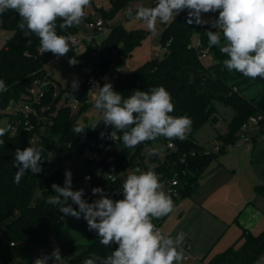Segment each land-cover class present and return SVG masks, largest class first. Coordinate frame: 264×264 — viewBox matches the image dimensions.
<instances>
[{"label":"trees","instance_id":"trees-1","mask_svg":"<svg viewBox=\"0 0 264 264\" xmlns=\"http://www.w3.org/2000/svg\"><path fill=\"white\" fill-rule=\"evenodd\" d=\"M128 1L130 0H111L112 8L103 9L101 14L105 18L106 25H108L107 20ZM153 2L152 6H155L157 0ZM211 14L213 19L218 16V12ZM186 16L187 10H184L175 17L174 22L164 24L160 39L161 45L166 48L163 56H153L126 75L117 77L112 87L114 91L125 97L137 89L147 91L157 86L165 87L175 105L170 115L191 118V131L187 139L180 141L159 137L155 141H146L135 149H128L120 140L113 141L109 138L108 134L113 129L111 126H105L102 118L95 124L79 122L81 115L93 107V102H87L85 98L87 91L85 79L81 91L64 89L62 92V95L72 92L74 96L86 101L77 112H73L67 102L58 107L62 95L54 99L50 98L53 95L51 87L52 94L48 97L47 103L52 104L51 110L55 112L52 116L54 123L48 127L41 139L40 147L46 150L43 157L46 153H54L61 158H79L85 154H92L93 160L87 162L86 167L94 175V186L103 188L109 196L115 194L116 197L122 198L120 192L129 170L144 166L146 157H149L153 165L150 168L148 166V170L168 173L170 164L178 161L179 155L186 152L189 157L180 165L185 168L187 174L182 178L180 197L172 199L174 207L179 200L196 192L199 179L211 162L227 152L228 143L233 145L236 143L241 126L251 115L264 111V79L257 77L252 80L238 72H228L222 63L226 56L219 51V46H208L207 31H216V29L211 28L210 24L188 25ZM86 18L87 15L82 24L91 19ZM0 21L2 28L13 31V35L0 47V80H3L7 86V91L0 92V107H3L23 98L34 80L45 71L46 64L55 56L51 52L43 55L40 53L39 39L35 34L25 37L24 32L18 28L19 14L14 10L0 14ZM60 23L62 21L58 20L57 33L61 35L75 33L82 25L62 30L59 28ZM148 33V30L142 28L128 30L123 24L113 26L103 41L88 45L87 56L91 55L94 49L99 50V60L98 62L93 60L92 71L97 66L95 64H99L102 71H107L111 66L119 63L118 57H121V63H124L125 58L131 55ZM196 37L201 38L203 46L212 54L214 60L211 64H205L199 58L194 46ZM92 71H87V76ZM256 83L262 85V90L255 96H247L243 93L244 88ZM70 98L71 95H66L67 101ZM215 101H222L225 105L232 106L235 114L230 123L229 134L225 136L227 142L218 152L206 153L204 144L196 141L195 134L206 122L219 120ZM75 125L86 128L83 133L77 135L72 131ZM259 131L260 140L264 136V126ZM32 135V132L22 127L17 133L8 131L0 137V140H3V144H0V224L6 222L3 233L0 234V264H13L18 258L24 261L28 256H35L38 249L43 244H47L51 237L58 239L57 235L64 224V218L61 219L63 214L59 212L58 207L46 202L54 190L51 187L53 183L61 184L63 187L61 170L54 169L51 163L41 160L40 164L43 168L41 173L34 175L29 170L19 184L13 182L15 172L18 170L13 166L16 149L23 150L27 146H33ZM170 142H173L176 148L165 158L159 153L149 155L151 148ZM194 150L197 153L191 155ZM112 151L114 154L111 161L103 163ZM252 158L256 163H264V147L261 150L253 148ZM110 172L114 173L113 179L107 177ZM78 178L79 175L72 177L74 181ZM256 190L264 196V183L257 185ZM82 198L93 201L97 197H93L91 192L84 194ZM71 206L74 208L75 204ZM166 217L156 221H162ZM91 232L94 231H88L87 234ZM115 247L116 245L111 248L105 247L100 244L99 239H96L86 244H69L60 253L73 254L66 264H83L84 259L90 254L106 256ZM263 251L264 229L257 234L243 229L238 241L226 251L213 256L207 264H253ZM206 256H203V259ZM33 261L30 260L28 264H33Z\"/></svg>","mask_w":264,"mask_h":264},{"label":"clouds","instance_id":"clouds-1","mask_svg":"<svg viewBox=\"0 0 264 264\" xmlns=\"http://www.w3.org/2000/svg\"><path fill=\"white\" fill-rule=\"evenodd\" d=\"M91 0H0V14L14 10L19 14L18 28L25 37L35 34L39 39V51L43 55L51 52L54 56H65L70 51L71 37L57 33L59 28L69 29L82 24L86 17L85 9ZM187 10L188 25H207L216 31H207L208 46H219L226 56L223 67L228 72H238L243 77L255 80L264 79V0H157L155 6L140 5L133 16L127 9L129 19L142 21L149 30L155 31L156 24H170L175 17ZM211 21L202 14L217 13ZM71 65L77 61L69 60ZM78 80H73L72 91L78 90ZM7 86L0 80V92ZM93 108L100 113L105 126L113 129L108 135L113 141L120 140L125 148L135 149L146 141L159 137L168 140L187 139L191 131V118L170 115L175 109L171 94L163 86L147 91L139 89L125 97L113 90L111 82L102 87L96 84L90 89ZM66 95L75 96L72 92ZM86 127L75 125L77 135ZM15 131L9 124L0 127V137L8 131ZM118 133L120 135H118ZM103 136V133H102ZM3 144V140H0ZM46 150L36 146L17 148L13 166L17 167L14 183L19 184L26 172L41 173V160ZM152 148L149 155H157ZM52 154L45 160H51ZM64 187L53 183L56 195L49 196L47 203L58 207L65 216L80 219L83 215L89 231H94L100 244L115 249L109 255L90 254L83 264H182L186 259L183 244L186 233L180 231L175 237L165 233L154 220L168 216L174 210V203L163 190L158 174L149 169L134 168L122 184V198L112 199L103 188L92 189V196L98 197L91 203L83 199L84 190H72V173L65 170ZM86 176L85 180H90ZM69 198L78 210L68 204ZM52 259L54 264H66L59 247L51 255L36 258L33 264H46Z\"/></svg>","mask_w":264,"mask_h":264},{"label":"rangeland","instance_id":"rangeland-1","mask_svg":"<svg viewBox=\"0 0 264 264\" xmlns=\"http://www.w3.org/2000/svg\"><path fill=\"white\" fill-rule=\"evenodd\" d=\"M153 0H130L128 1L125 6L119 8L112 18L107 20V23L110 27V29L117 25V24H123L124 27L128 30L131 29H137L142 28L145 30H148V35L142 40L141 44H139L131 53V55L127 56L125 58V62H122L121 57L117 58V61L119 62V67L121 68V75L124 76L128 72L134 70L136 67L143 64L146 60L152 58L153 56H156L157 53L160 51L161 56L164 55L165 49L163 45L160 43L162 31L164 28V24H161L159 21L156 24L155 31L149 30L147 26L139 20L135 19H129L126 16L127 9L131 8L133 16L135 15V10L138 6L144 5L147 7H152ZM104 5V10H110L112 8V2H102ZM99 8V7H98ZM100 10L95 9L94 5H89L86 9V15L88 18H96L101 16L103 8H99ZM88 18H86L88 20ZM203 18L205 20L211 21L213 19V15L211 13H207L203 15ZM87 22V21H86ZM85 22V23H86ZM83 25V26H82ZM81 25V29L77 30V35L81 37L87 38V45L86 48L88 49V45L92 42L95 44L96 42L103 41L109 34L110 30L109 28H106L105 30L97 33L95 32L91 27L87 26L84 27L85 24ZM13 35V32L8 29H4L0 25V45L5 42V38H10ZM86 49H77L73 45H70V51L65 55L61 56L59 60H56L55 58L52 59L44 69L49 72L51 79L54 81L56 87L60 91L59 95H62V92L64 89H71L72 90V82L73 80H78L79 87L78 90L75 92H79L83 88V84L85 82V79L87 78V71H92L93 69V57L92 55H86ZM75 59L77 63L75 65H71L69 63L70 59ZM212 54H209L205 59H203L205 64H211L213 62ZM114 64V63H113ZM115 66V65H113ZM111 66V67H113ZM118 66V65H117ZM110 67V68H111ZM101 68V67H100ZM102 69V68H101ZM104 72V71H100ZM117 80V72L113 69L111 71V76L108 78H105L104 82H111L112 86ZM104 85V83H103ZM102 85V86H103ZM262 90L261 84H253L248 88L243 89V93L247 96H255L258 92ZM52 94V93H51ZM53 95H51L50 98H52ZM86 99H89V93L86 91ZM84 99V98H83ZM69 104L71 106V102L67 101L66 99V93L61 96V99L58 102V107ZM79 106H81V103L79 101H74ZM215 105L217 108V114L219 116V120L217 122L208 121L206 122L197 132H196V139L201 143L205 144L208 149H213L215 145L220 144L221 146L226 143L225 136L229 134L230 131V123L231 120L235 114V110L232 106L225 105L222 101H215ZM19 106V105H18ZM72 108V107H71ZM12 110H14L13 106H10L7 108V112L10 113ZM73 112H77L79 110H73ZM101 117L100 113H98L93 107L89 110L85 111L83 115L79 118V122L86 123V124H95ZM9 125V116L5 115L0 118V127H5ZM247 135L249 136V140H246L244 145H242L241 149H247L248 152L253 153V148L256 150H261L264 147V140L260 139L259 136L260 131L258 129L252 128V126L249 124ZM247 147V148H246ZM237 146L233 145L232 143H228L227 151H229L228 158H226L225 164H232L234 162H237V158H242L248 161L247 157L244 155V152L240 155H238L237 152H235L234 149H236ZM114 151L110 152L106 158L104 159L103 163H108L111 161L113 157ZM222 160V158H221ZM87 161L86 155L81 156L77 162L76 166L72 167L73 174H81V170L84 167L85 163ZM217 161V160H216ZM144 162L147 165H151V161L149 160V157H146L144 159ZM217 162H214L211 167H213ZM78 166V167H77ZM100 166V163H99ZM262 177H264V164H260L258 166ZM133 168L129 170L131 172ZM142 171H145L144 167L141 169ZM264 182V180H263ZM77 190L85 189L84 186V180L83 177L80 176V178L77 179ZM60 187L61 184H58ZM84 190V194H85ZM56 195L55 190H53L50 194V196ZM117 199H121L116 197ZM94 200V199H93ZM88 202H92V200H87ZM76 210H78V206L75 205L74 207ZM6 222H3L0 224V234L3 233L4 227ZM88 225L86 220H84L83 215H81L80 219H76L71 216H65L64 217V224L62 226V229L60 230L59 234L57 235V242L53 245L52 249L54 250L56 247H59L60 251L63 250L67 245L72 244L76 245L79 243H90L93 240L99 239L97 234L95 232H91V234H87L88 232ZM46 251L41 253L39 256L31 255L28 256L24 261L21 258H18L14 261L13 264H28L30 260H35L36 258H42L44 256H49L53 252ZM67 251V250H66ZM73 254H65L64 252L61 253V257L66 259V261L72 257ZM46 264H54V261L52 259H49ZM190 264H199L196 262V260L192 259L190 261Z\"/></svg>","mask_w":264,"mask_h":264},{"label":"crops","instance_id":"crops-1","mask_svg":"<svg viewBox=\"0 0 264 264\" xmlns=\"http://www.w3.org/2000/svg\"><path fill=\"white\" fill-rule=\"evenodd\" d=\"M97 43L100 42L95 40ZM242 145H236L234 150L238 155L243 151L248 161L237 158V162L232 161L228 165L225 160L230 156L229 151L221 154L199 179L196 192L179 200L164 220L153 221L173 237L180 231L185 232L184 243L191 242L196 258L207 255L203 259L206 264L213 256L226 251L238 241L243 229L255 234L264 229V196L256 190L257 185L264 183L258 167L264 163L254 162L252 153L248 152L247 147L241 149ZM214 162L217 164L211 167ZM253 264H264V251Z\"/></svg>","mask_w":264,"mask_h":264},{"label":"built area","instance_id":"built-area-1","mask_svg":"<svg viewBox=\"0 0 264 264\" xmlns=\"http://www.w3.org/2000/svg\"><path fill=\"white\" fill-rule=\"evenodd\" d=\"M110 0H91L90 4L95 6V9L104 8V5L102 2H107ZM111 2V1H110ZM99 7V8H98ZM89 26L91 27L95 32L99 33L106 28L110 27L106 25L105 18L103 16H99L96 18H92L86 22V27ZM66 36H70L72 43L70 45L77 46L79 49H86L87 45V38L86 37H81L78 36L77 34L74 33H68ZM194 46L196 47L198 56L201 60L205 59L209 54V50L205 48L202 44L201 38L197 37ZM164 49H166L164 47ZM98 49H94L92 52V57L93 60L98 62ZM161 52L159 51L156 56H161ZM61 56H55L56 60H59ZM97 65L90 73L87 78H86V89L89 93L90 89H94L96 87V84L98 83L99 86L102 87L103 82L105 78H108L111 76V71L114 69L117 72V77L122 76L121 75V68L119 67V64L116 66L111 67L105 72H100L101 68L99 64ZM51 87L53 88V97H57L60 93L58 88L56 87L54 81L51 79L50 74L48 71H43L42 74L37 77L33 84L28 88L27 93L23 96V98L17 100L16 102H12L8 106H3L0 107V116H9V124L12 126L15 131H11V133H17L22 127L25 130H28L33 133L31 141L32 144L35 142L36 146L40 147L41 144V139L43 137V134L45 131L48 129L50 125H53V117L55 112L51 110L52 104L47 103V99L50 96L52 92H50ZM90 98L86 99L87 102H93L92 101V96L89 93ZM74 101H79L82 104L86 103V101L81 100L80 98L75 96V99L72 97L69 99V102H71V107L73 110H79L81 106H79L77 103ZM19 105V106H18ZM13 106L14 110H12L10 113L7 112V108ZM249 124L252 126L254 129H260L262 126H264V111L259 112L257 114H253L249 117V119L241 126L239 129L237 135H238V140L234 145H241L244 144L246 140H249V136L247 135V130L249 127ZM204 151L206 153H210L211 151L218 152L221 148L220 144L215 145L213 149H208L206 145L204 144ZM158 150V153L165 158L167 154L171 153L173 150H175V145L173 142H170L168 144H159L155 147ZM152 149V148H151ZM197 151H192L191 155H195ZM50 153H46L44 155V158L46 159L49 156ZM53 156L51 160H46L47 162L51 163L54 167V169H59L62 171V180H63V187H64V182H65V170H70L73 176H78V174H73L72 172V167L76 166L77 160L80 158H74V157H63L61 158L58 155H55L54 153H51ZM182 154V155H181ZM179 155L178 161H173L170 164L169 172L168 173H157L161 183L163 184V190L171 196L172 199L179 198L182 192V185L183 181L182 178L186 176L187 172L185 168L182 167V163L187 161V158L189 157L188 153H181ZM87 157V161L84 165V167L81 170V174L79 176L83 177L84 180V186H85V194L91 193L92 189L95 188L94 184V175L92 172L88 170L86 167L87 162L93 160V155L92 154H85ZM42 159L43 161L45 159ZM178 163V165H177ZM181 166V168L179 167ZM149 168L152 167L153 165H147L146 163L144 166H140L141 169H145V171L148 170ZM78 167V166H77ZM88 170V172L83 173V171ZM86 176H90V180H85ZM114 173L110 172L107 174V177L113 179ZM77 180L72 179V190L76 191ZM103 183V182H102ZM98 198V197H97ZM116 199V196H115ZM68 203L70 205H73L74 203L71 201L69 198ZM157 227H159L162 231L163 229L161 226L157 223L154 222ZM57 242V239L55 237H51L49 242L47 244H43L37 251L36 256H39L41 253L46 252V251H51L53 245ZM184 248V253L186 259L183 261V264H189V262L192 259H195L199 264H206L203 261V258H196L194 255V249L191 244V242H185L183 244Z\"/></svg>","mask_w":264,"mask_h":264},{"label":"water","instance_id":"water-1","mask_svg":"<svg viewBox=\"0 0 264 264\" xmlns=\"http://www.w3.org/2000/svg\"><path fill=\"white\" fill-rule=\"evenodd\" d=\"M263 138H264V136H262L260 139H263ZM97 166H98V164L95 165V167H97ZM85 172H88V170L86 169L85 171H83V173H85ZM110 198L114 199L115 194H111Z\"/></svg>","mask_w":264,"mask_h":264}]
</instances>
